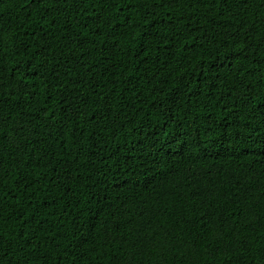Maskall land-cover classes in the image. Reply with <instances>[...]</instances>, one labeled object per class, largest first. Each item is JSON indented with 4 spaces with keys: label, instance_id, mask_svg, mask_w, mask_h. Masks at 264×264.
Here are the masks:
<instances>
[{
    "label": "trees",
    "instance_id": "16d2710c",
    "mask_svg": "<svg viewBox=\"0 0 264 264\" xmlns=\"http://www.w3.org/2000/svg\"><path fill=\"white\" fill-rule=\"evenodd\" d=\"M0 264H264V0H0Z\"/></svg>",
    "mask_w": 264,
    "mask_h": 264
}]
</instances>
